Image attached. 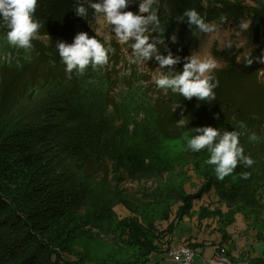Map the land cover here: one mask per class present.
<instances>
[{"label":"trees","instance_id":"16d2710c","mask_svg":"<svg viewBox=\"0 0 264 264\" xmlns=\"http://www.w3.org/2000/svg\"><path fill=\"white\" fill-rule=\"evenodd\" d=\"M163 1L173 12L160 14L159 19L166 18L168 23L152 20L150 28L177 38L170 49L157 50L167 77L166 116L160 114V102L152 101L147 114L153 116L150 132L141 128L130 132L118 120L119 105L109 95L97 93L104 77L94 57L71 53L65 68L58 66L62 64L59 41L75 39L74 23L79 17L75 7L82 0H0L13 11L9 17L0 8V29L28 43V58L19 67L29 63L35 52L60 69L56 74L46 72L48 77L28 85L11 107L0 108V264H76L61 253L76 255L73 236L84 224L101 228L103 238L111 242L106 243L105 256L84 245L78 256L81 262L146 264L147 257L158 249L153 228L133 217L115 220V207L135 212L149 205L147 199L153 203L170 200V213L181 220L188 215L192 201L209 192L226 207L238 202L239 194L232 190L228 176L217 180L213 170L204 167L199 171L198 166L207 164L203 155L213 145L222 153L219 159L230 176L246 174L236 149V141L243 140L233 131L239 129L243 135L244 130L256 142V132L264 125V0H251L250 4L240 0ZM212 23L229 24L239 31L242 47L217 53L227 64L210 71L200 82L184 58L199 47L201 32L214 26ZM37 36L45 39V48L43 43L40 47L31 43ZM46 48H52L50 55ZM244 50L247 52L241 55ZM55 54L57 57L52 56ZM229 115L240 118L225 122ZM180 117H187L186 124ZM183 135L192 142L185 150L187 161L202 179L197 194L157 187L151 193L142 190L139 198L126 193L125 180L139 183L160 175L159 167L127 145L126 139L132 136L150 144ZM86 163L94 167L106 163L109 179L86 174L82 168ZM96 209L102 215L93 211ZM224 217L228 225L234 212L226 211ZM245 264H264V249L260 257L248 258Z\"/></svg>","mask_w":264,"mask_h":264},{"label":"rangeland","instance_id":"374dc122","mask_svg":"<svg viewBox=\"0 0 264 264\" xmlns=\"http://www.w3.org/2000/svg\"><path fill=\"white\" fill-rule=\"evenodd\" d=\"M240 1L245 4L251 3V0ZM165 6L163 0H82V3L75 7V12L79 15L74 23L75 39L63 38L58 44L62 58V64L58 63L60 69L65 68L64 64H68L66 57L71 53H79L80 57L90 56L92 60L95 58L93 61L104 77V85L97 87V93L101 96L109 95L112 103L119 105L121 113L118 120L126 123L130 132L134 128L150 132V121L153 116L147 114L150 113L152 101L160 102V114L162 117L166 116L167 96L164 86L167 77L162 70L163 59L157 54V50L170 49L177 38L175 34L164 36V31L161 33L157 29L150 28L152 20L157 21L160 14L166 13V16H170L169 12L172 14L173 11ZM0 8L7 16L13 15L10 6L0 3ZM125 20L130 21L120 27ZM159 20L162 24L168 23L166 18ZM213 25L201 32L199 47L184 58V61L194 68L195 76L200 82L210 71L227 64L219 59L221 57H218L217 53L229 50V47L233 49L242 47L239 31L229 24ZM245 26L246 24L243 25ZM9 34V31L0 29V108L2 110L11 107L26 91L28 85L48 77L45 75L47 73L56 74L55 71L60 70L58 66L52 65L48 58L36 56L34 51L29 63L19 67L28 58V43L24 38H15ZM31 43L38 47L40 43H43V48L46 46L45 39L38 36ZM51 49L46 48V51L50 52ZM246 52L242 51L241 55ZM52 56L57 57L56 54ZM239 118L240 116L233 118L229 115L225 122ZM186 120L187 117L179 119L184 124ZM233 133L235 136L240 134L243 140L236 141V149L243 157L246 174L230 176L228 174L230 170L219 159L222 153L213 148V145L211 148H206L207 151L203 155L208 160L207 164H200L198 170L204 171V167H207L206 170H213L217 180L228 176L235 188L232 190H236L239 194L238 202L226 207L217 201L212 192H209L199 200H193L187 210L188 215L183 216L181 220L174 217L173 211L170 213V200L153 203V200L147 199L149 205L135 212H128L122 206L113 209L115 220L133 217L153 228L150 230L157 236L158 249L147 257L146 264H174L161 255L164 250L177 246L187 247L193 252L191 264H209L218 257L225 258L229 264H245L248 258L261 256L264 249V243H261L264 238V125L256 132L259 137V139L254 138V140L258 139L256 142H251L248 133L244 130L243 135L239 129L234 130ZM131 137L126 139V144L136 147L142 155L149 157L151 162L159 167L160 175L153 178L154 180H144L139 183L125 180L122 182V187L126 193L139 198L142 190L151 193L157 187L161 190L166 188V191L181 188L190 196L197 194L202 179L197 178V172L192 171V166L189 165L192 162L187 161L185 150L192 145L188 135H183L180 139L163 137L150 144ZM82 168L86 174H94L97 180H107L110 177L106 163L97 167L86 163ZM145 202L143 201L142 205H145ZM168 209L169 213H167ZM172 209L175 210V207ZM93 211L102 215L100 209ZM213 211L215 214L212 213ZM226 211L234 212V220L228 225L224 217ZM202 214L207 217H201ZM75 232L72 247L76 248V255L61 253L62 257L76 264H86L78 259L80 249L84 245L90 251L94 250L100 256H105L106 243L111 242V239L103 238L105 235L101 228L84 224L82 227H77ZM105 232L108 236V229ZM86 239L89 241L86 242Z\"/></svg>","mask_w":264,"mask_h":264},{"label":"built area","instance_id":"2783aa9c","mask_svg":"<svg viewBox=\"0 0 264 264\" xmlns=\"http://www.w3.org/2000/svg\"><path fill=\"white\" fill-rule=\"evenodd\" d=\"M162 257L170 259L174 264H191L193 252L184 246L172 247L163 251ZM209 264H229L223 257L214 258Z\"/></svg>","mask_w":264,"mask_h":264}]
</instances>
